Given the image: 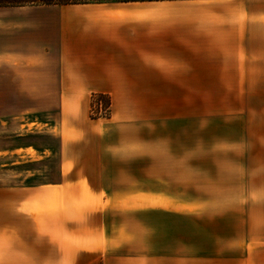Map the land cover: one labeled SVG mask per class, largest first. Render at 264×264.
Returning a JSON list of instances; mask_svg holds the SVG:
<instances>
[{
  "label": "crops",
  "instance_id": "1",
  "mask_svg": "<svg viewBox=\"0 0 264 264\" xmlns=\"http://www.w3.org/2000/svg\"><path fill=\"white\" fill-rule=\"evenodd\" d=\"M30 12L43 42L17 72L50 90L51 112L2 118L1 227L20 232L26 206L48 207L32 229L49 226L50 246L65 254L22 259L249 264L243 244L258 247L254 234H264V0H103ZM138 87L144 111L128 90ZM203 88L225 89L207 113ZM92 93L110 96L109 117L91 116ZM27 121L47 129L19 133Z\"/></svg>",
  "mask_w": 264,
  "mask_h": 264
},
{
  "label": "rangeland",
  "instance_id": "2",
  "mask_svg": "<svg viewBox=\"0 0 264 264\" xmlns=\"http://www.w3.org/2000/svg\"><path fill=\"white\" fill-rule=\"evenodd\" d=\"M53 0L52 2H55ZM80 1H103V0H80ZM115 1V0H113ZM43 0H0V146L2 140L1 125L3 124L2 118L12 119L17 115H24L30 117L32 120L35 111L39 108H47V113L51 102L49 97H45L44 93H49V89L36 88L32 81H27L22 77V74L26 75L25 72H17L19 66H24L27 63L31 65V61L35 55V52L40 51V44L43 42L39 38L40 35L35 33V21L33 19V13L30 12L34 7L44 5ZM55 4V3H51ZM25 7V8H24ZM37 50V51H36ZM25 55L26 61L21 59L19 56L23 57ZM31 57V58H30ZM18 77H21V81ZM25 81V82H24ZM27 85V86H24ZM133 96V107L134 110L144 111V88H132L128 89ZM41 92L44 94L40 97ZM225 93V89H211L203 88L201 91L202 95V112L207 113L213 110V106L209 102V97L212 95L221 96ZM99 93H92L90 97V114L94 118L98 117H109L111 112V99L108 94H103L108 96L110 101V106L108 110H103L100 112L99 101L102 98L98 96ZM105 100V98L103 99ZM53 106V105H52ZM56 106V104H55ZM224 107V106H223ZM57 108L55 107L56 111ZM44 113V111H42ZM33 113V114H32ZM31 114V115H28ZM22 115V116H23ZM40 115V114H39ZM38 115V116H39ZM37 116V115H36ZM5 119V120H6ZM24 120V121H26ZM17 121V120H16ZM32 129L35 127L37 130L47 129V125H41L37 122L27 121V125L21 126L18 130L19 133L25 132V128ZM47 131V130H46ZM46 135V134H43ZM40 138V137H39ZM41 140H48V136H41ZM29 155H35L34 151L31 149L27 151ZM49 156L50 153L44 154ZM43 156V158H45ZM27 157V156H26ZM23 157V158H26ZM34 157V156H32ZM42 158V157H41ZM35 159V157H34ZM40 159V158H38ZM2 164H0L1 167ZM32 166V165H31ZM32 168V167H27ZM56 171L55 168L52 172ZM50 173L49 168H43V175H48ZM11 180L14 177V173L10 172ZM1 173H0V183ZM31 205V206H30ZM26 206V212L29 216L21 219L20 232L3 231L2 224V214L0 209V264H33L24 261L22 258L26 256L33 255H55L60 254V249L54 246H50L48 241L49 226L46 232L34 233L30 220L36 219L38 223H43L52 213L48 207H40L34 209L32 203ZM56 216V215H54ZM15 222V221H13ZM11 219V224L13 223ZM16 223V222H15ZM53 234L56 239L61 236V248L63 252L66 251L65 234L63 232L55 231ZM35 235L37 238H35ZM41 235V236H39ZM255 237L260 236L258 247L252 245L243 244L244 247L247 246V253H245V258L249 261V264H264V234H254ZM20 237V238H19ZM62 253V252H61ZM65 254V253H62ZM21 259V260H20Z\"/></svg>",
  "mask_w": 264,
  "mask_h": 264
},
{
  "label": "trees",
  "instance_id": "3",
  "mask_svg": "<svg viewBox=\"0 0 264 264\" xmlns=\"http://www.w3.org/2000/svg\"><path fill=\"white\" fill-rule=\"evenodd\" d=\"M53 0H43L44 3L47 4H51V3H78V2H82L80 0H56L55 2H52ZM124 1V0H123ZM141 1V0H138ZM84 2V1H83ZM98 96L100 98H102V104H103V108H106L108 110L109 106H110V101L108 99V96L103 95L101 93L98 94ZM105 98V100H103Z\"/></svg>",
  "mask_w": 264,
  "mask_h": 264
},
{
  "label": "built area",
  "instance_id": "4",
  "mask_svg": "<svg viewBox=\"0 0 264 264\" xmlns=\"http://www.w3.org/2000/svg\"><path fill=\"white\" fill-rule=\"evenodd\" d=\"M100 112H103V110L105 111V110H107L106 108H103V104H102V102L101 101H99V109H98ZM105 117H107V115L105 116Z\"/></svg>",
  "mask_w": 264,
  "mask_h": 264
}]
</instances>
